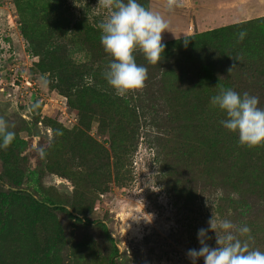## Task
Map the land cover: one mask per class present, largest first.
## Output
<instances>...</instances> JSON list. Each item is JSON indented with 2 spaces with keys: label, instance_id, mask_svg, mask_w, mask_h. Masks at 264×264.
I'll return each instance as SVG.
<instances>
[{
  "label": "trees",
  "instance_id": "16d2710c",
  "mask_svg": "<svg viewBox=\"0 0 264 264\" xmlns=\"http://www.w3.org/2000/svg\"><path fill=\"white\" fill-rule=\"evenodd\" d=\"M64 2L15 0L30 51L40 56L35 66L49 74L54 87L68 98L70 107L79 117L81 127L66 129L57 121L51 124L54 139L50 153L58 160L51 165L55 167V173L73 181L80 200L97 191H105L112 180L121 185L128 181L130 158L142 137L141 129L144 124L149 125L144 130L147 137L157 138L170 116L167 112L169 103L171 128L174 132L181 131L186 142L177 149L186 163L191 158V144H197L202 138L195 134L197 117L203 131L204 150H213L218 144L216 137L223 132L229 141L239 143L238 134L220 123L226 118L224 111L211 103L221 86L232 88L241 95L248 92L259 97V107L264 108V16L193 34L186 47L183 37L165 41L161 61L155 65L148 63L137 50L134 53L137 64L148 70L145 87L120 97L104 78L113 59L100 41L99 24L105 21V15L95 13L87 2L78 19L71 22L73 18L64 15ZM60 12L64 13L60 15ZM69 24L71 28L67 27ZM242 31L246 36L240 39ZM76 47L86 53V60L78 62L71 57ZM158 86H162V91ZM163 93L170 96L161 100ZM187 114L190 117H186ZM94 121H97L99 134L108 135L104 142L86 131ZM210 127H214V137L208 133ZM25 146L26 141L16 133L7 149L0 148L3 161V172L0 173V264H53L50 255L56 256V252L50 250V243L43 246L42 232L57 239L51 213L54 210L66 212L76 222L98 226L111 244L108 264H119L120 248L107 223L75 214L36 185L40 176L38 170L22 165L26 160L21 156ZM242 148L250 149L237 146L239 155L236 158L231 152L238 173L227 185H232L229 196L235 211L244 219L248 213L264 209L262 204H252L249 199L253 191L264 197V157H257L264 154V145L254 147L257 158L250 150ZM47 156L52 159L49 154ZM206 159L212 158L206 156ZM176 175L174 171L171 177ZM26 182L32 188L24 187Z\"/></svg>",
  "mask_w": 264,
  "mask_h": 264
},
{
  "label": "rangeland",
  "instance_id": "374dc122",
  "mask_svg": "<svg viewBox=\"0 0 264 264\" xmlns=\"http://www.w3.org/2000/svg\"><path fill=\"white\" fill-rule=\"evenodd\" d=\"M87 2L95 13L104 14L105 20L108 19L110 10L99 5V0H65V13L59 14L69 15L74 22ZM138 3L161 14L178 38H182L183 33L193 35L264 16V0H183V6L172 11L167 9L166 0H138ZM21 27L22 17L15 0H0V117L8 122L10 131L26 141L21 153L26 160L22 165L38 170L40 176L36 185L75 214L107 223L120 248L119 264H192L187 252L201 247L198 230L209 227L213 214L218 223L230 220L237 228L249 227L250 246L264 252V209L248 213L243 219L229 196L232 185L227 184H231L238 173L231 152L236 158L240 143L229 141L223 132L216 137L218 144L213 150H204L203 131L197 117L195 134L202 138L197 144H191V158L186 163L177 151L179 146L186 145L182 132L171 128V103L167 105L170 116L157 138L147 137L144 130L149 125L144 124L146 128L141 129L142 137L130 158L128 181L121 185L112 180L105 191L80 200L73 181L55 173L51 165L58 160L50 153L54 139L51 124L57 121L66 129L81 127L78 114L70 107L68 98L54 87L49 74L35 66L40 56L30 51ZM67 27L71 28V24ZM171 31L162 33V42L177 39ZM71 57L78 62L87 59L86 53L77 47ZM158 87L162 91V86ZM168 96L163 93L161 100ZM188 115L186 117H190ZM97 125L94 121L86 131L104 142L108 135L99 134ZM213 131L214 127H210L208 133L214 137ZM242 149L250 150L256 157L254 148ZM206 156L212 159L209 161ZM257 157L262 159L264 154ZM2 165L0 156V173ZM174 171L177 175L172 178ZM23 186L32 188L27 182ZM249 199L252 204L264 206V197L257 191H253ZM51 213L58 237L54 240L46 231L42 236L43 246L50 243V250L56 252V256L50 255L53 264H108L111 244L104 231L96 225L76 222L66 212L54 210ZM208 236L211 237L208 244L215 247V232L209 231ZM196 264H204V259L199 258Z\"/></svg>",
  "mask_w": 264,
  "mask_h": 264
},
{
  "label": "clouds",
  "instance_id": "9594fccd",
  "mask_svg": "<svg viewBox=\"0 0 264 264\" xmlns=\"http://www.w3.org/2000/svg\"><path fill=\"white\" fill-rule=\"evenodd\" d=\"M99 5L111 13L107 20L99 24L101 44L105 52L113 57L104 78L116 95L125 97L130 92L142 90L148 78L147 68L137 64L134 53L139 50L148 63L157 64L166 48L162 33L171 30L161 14L144 7L138 0H99ZM182 6L183 0H166L169 11ZM172 33L175 38H181ZM239 36L243 39L246 32L242 31ZM191 39L190 33H183L185 47ZM234 66L229 68V72ZM211 103L224 111L226 118L220 123L238 134L241 146L254 148L264 145V108L259 107V97L248 92L241 95L232 88L221 86L219 94L211 98ZM14 138L15 133L9 130L8 122L0 117V148L7 149ZM208 224L207 229L198 230L201 247L187 252L192 264H196L201 257L204 264H264V252L250 246L252 237L249 227L237 228L230 220L218 223L215 214ZM209 231L216 234L215 247L208 244L211 239Z\"/></svg>",
  "mask_w": 264,
  "mask_h": 264
}]
</instances>
